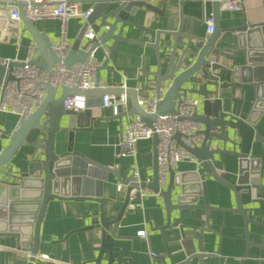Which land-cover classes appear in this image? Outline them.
<instances>
[{"label":"water","instance_id":"obj_1","mask_svg":"<svg viewBox=\"0 0 264 264\" xmlns=\"http://www.w3.org/2000/svg\"><path fill=\"white\" fill-rule=\"evenodd\" d=\"M91 12L80 32V37L74 42L69 55L61 59L53 50L49 37L39 31L36 22L31 20L18 4L25 30L33 38L37 53L30 63L51 71L57 63L64 62L71 66L85 60L87 53L81 44L83 33L91 28L95 39L92 48L103 45L114 55L116 47L121 42H138L131 40L127 35L131 16L140 9H155L152 1L158 0H89ZM214 17L213 30L208 34L184 33V17L176 31L161 32L168 36L173 35L169 42L161 43L157 39L153 46L156 51V61L152 70L141 67L144 81H155L156 96L161 98L157 102L156 111L149 114L138 103V89L122 88L117 86L101 87V69L108 67L106 60L97 69V84L92 89L64 86L57 88L50 80H46L44 88L47 90L44 101L28 118L20 121L19 127L14 130L8 145L0 153V233L12 234L22 239L23 246L29 248L30 261L27 264H40L37 259L40 242V228L44 218V211L51 198L67 195L73 197H89L102 204L104 180L98 177L97 171L103 170L118 176L115 169L83 158L74 152L73 137L76 132L90 127L93 108L103 103L104 95L126 92L132 97L130 108L139 114L143 121L153 126L158 115L175 112L177 101L184 97L196 95L200 97V107L188 119L197 121L201 125L199 133L203 141L195 146L186 145L181 134L175 138L179 144L188 150L197 160L196 168L190 172L178 173L173 168L169 171L167 187H160L158 175V135L154 133V171L150 182H136L133 177L122 178L119 181L127 185V197L113 219H108L103 208L101 216L94 223L85 224L75 231L98 228L102 231L100 251L95 259L84 264H124L127 260L116 256L122 248L115 246L118 228L122 216L131 198V191L139 186L147 187L163 196L166 220L159 226L165 244L166 231L174 230L184 245L187 241L193 243L195 250L187 255V263L192 264L194 258L198 264H205L204 260L215 256L205 248V236L210 233L218 234L210 227L208 219L210 210H235L242 214L244 223L249 232V224L255 222L251 215L261 214L264 211V165L261 159L253 155L255 142L264 144V135L259 132L260 124L264 120V21L250 23L247 16L239 26L225 28V31L238 33L237 48L232 57L223 54L224 41L220 27V2L213 0ZM2 15V14H1ZM4 21V20H3ZM13 22H4L3 27L8 31L19 32ZM143 45L148 46L144 43ZM239 49V50H237ZM226 60H221V57ZM23 65L20 60H11L8 64L0 62V84L4 79L11 80L10 70L14 66ZM143 84V83H142ZM254 88V99L249 111L236 113L230 96L224 92L227 89L235 90L246 85ZM141 85V82L138 86ZM61 90V94L57 96ZM86 95L87 108L81 112L63 107L64 100L70 95ZM99 100L94 102L92 97ZM122 113L118 114L122 120ZM67 133V149L59 154L57 144L62 143L64 133ZM25 145H32L28 154V171L14 175L11 179L7 170L12 166V159ZM225 154H233L240 158L239 175L235 179L223 177L218 172V165L223 164ZM260 160V161H259ZM208 178L227 187L233 194L234 206L227 208L213 205L209 199ZM139 195V193L137 194ZM220 195V194H219ZM200 197L203 202L200 203ZM191 209H201L206 213L205 227L195 224L198 217L189 216L192 224L185 223V212ZM176 220L178 222L176 223ZM72 232L64 238L67 239ZM34 237L30 247L28 239ZM63 240H52V244ZM247 243L251 246L249 237ZM181 244V243H180ZM181 244V245H183ZM166 246V245H165ZM168 253L171 250L167 246ZM169 253V254H170ZM49 257H52L49 256ZM170 264H177L171 255ZM166 264H169L165 261Z\"/></svg>","mask_w":264,"mask_h":264},{"label":"crops","instance_id":"obj_2","mask_svg":"<svg viewBox=\"0 0 264 264\" xmlns=\"http://www.w3.org/2000/svg\"><path fill=\"white\" fill-rule=\"evenodd\" d=\"M81 3L83 9L91 8L89 0H75ZM155 9H140L131 16L132 27L129 28L128 37L138 42H121L117 45L114 55L105 53L103 47L96 51V58L101 65L108 60V67L102 68V83L111 87L136 88L141 97L153 98L156 95L155 81L147 83L141 72V67L152 70L156 61V51L151 43L157 39L161 43L169 42L173 35L161 32L176 31L184 17V33L210 34L207 31L208 17H214V3L212 0H158L152 1ZM6 9V4L0 3V59L25 60L28 52L35 43L31 35L25 29L23 22L19 26V32L7 30L3 27L4 21L1 14ZM247 16L250 23L264 21V0H246L244 6L238 11L221 10L220 27L225 29L239 26ZM85 18H72L67 24V35L71 45L80 37V32L85 24ZM36 25L51 42L58 40L61 21L56 18H44L36 22ZM219 42L224 41L223 54L232 57L235 54L238 41V33L222 31ZM144 43L148 46L143 45ZM239 50V49H237ZM37 53V48H36ZM35 53V55H36ZM225 61V57H221ZM97 81V75H96ZM141 82V85L138 84ZM143 83V84H142ZM233 102V110L242 113L251 109L254 99L253 86L246 85L235 90L224 91ZM61 94V90L57 96ZM1 95V91H0ZM193 97H198L193 95ZM129 98L132 97L129 95ZM200 98V97H198ZM92 101L97 102L99 97L94 96ZM200 107V106H198ZM132 111V110H131ZM133 113V112H132ZM122 120L113 115L111 109L100 105L93 108L90 127L78 131L73 137L74 152L83 158L92 159L99 164L115 169L122 178L131 177L133 169H138L141 180L150 182L153 180L154 171V142L152 139L141 140L134 156L119 155L120 143L126 126V114L122 113ZM18 114L0 109V153L8 145L12 133L20 124ZM259 132L264 135V120L260 124ZM67 133L63 135L62 143L57 144L56 152L61 154L67 149ZM32 145L23 146L13 157L12 166L7 170V176L11 179L14 175H20L28 171V154ZM253 155L261 159L264 165V144L255 142ZM240 158L233 154H225L223 164L218 165V172L229 179H235L239 175ZM197 160L183 161L177 167L176 172H190L196 168ZM98 177L104 180L102 187L104 202H99L89 197H73L70 195L51 198L44 211V218L40 228V242L38 256L49 255L50 260H41L40 264H84L96 258L100 251L102 231L98 228L75 231L84 225L94 223L101 216L103 208L107 212L108 219H113L119 213V209L127 197V185L119 181V177L111 172L97 171ZM167 183L163 187H167ZM209 199L213 205L220 207L234 206L232 192L223 185L208 178ZM220 194V195H219ZM199 202H203L200 197ZM138 206L129 208L122 216L115 246L122 248L116 252V256L123 257L127 261L124 264H170L169 255L177 264L187 263V255L195 250L192 242L187 245L182 243L179 235L174 230L166 231V241L162 237L159 226L166 220V210L163 196L149 194L137 197ZM264 208V207H263ZM198 217L195 224L205 227L206 213L201 209H191L185 212V223L192 224L189 216ZM255 222L249 224V232L244 223L242 214L235 210H210L208 219L210 227L218 234L210 233L205 236V248L208 253L216 255L204 260L205 264H264V211L261 214L251 215ZM178 220H176V223ZM145 230L146 235L140 236L139 231ZM72 232L67 239L64 238ZM247 236L252 244L247 243ZM52 240H63L53 245ZM22 239L16 235L0 233V264H27L30 261L29 248L24 247ZM30 247L33 246L34 237L28 239ZM183 245H181V244ZM166 245V246H165ZM171 253H168V249ZM156 254V257L151 255ZM192 264H198L194 258Z\"/></svg>","mask_w":264,"mask_h":264},{"label":"built area","instance_id":"obj_3","mask_svg":"<svg viewBox=\"0 0 264 264\" xmlns=\"http://www.w3.org/2000/svg\"><path fill=\"white\" fill-rule=\"evenodd\" d=\"M207 1V0H204ZM213 1V0H212ZM220 2V10L238 11L244 6L246 0H218ZM0 3L6 4L1 20L9 23L13 22V26L18 27L23 22L18 4L23 5V9L27 16L37 22L44 18H56L61 21L58 40L52 43L54 52L61 58L67 57L71 49V42L67 35V24L72 18H85L89 16L91 8L83 9L81 3L75 0H0ZM208 32L213 30V18H207ZM83 48L88 57L71 66L64 62L57 63L49 72L45 69L30 63L36 56V44L34 43L28 52V58L21 60L23 65L14 66L10 73L13 75L11 80L4 79L0 84V109L12 111L19 115L20 119H26L30 114L34 113L39 105L44 101L46 92L44 83L50 80L51 84L57 88L64 86L78 87L84 89H92L96 86L97 69L101 65V61L96 58V51L99 47H103L105 53L110 55L108 49L103 45L92 48L93 43L90 41L95 39L91 28L83 33ZM11 60L17 59H0L2 64H8ZM20 61V60H19ZM101 87L108 86L99 81ZM162 98V97H161ZM157 96L153 98L138 97V103L149 114L156 111L157 102L161 100ZM87 96L82 94L70 95L63 103V107L74 111L81 112L86 109ZM129 95L126 92L119 94L104 95L102 106L111 109L113 115L126 114V126L123 138L120 143L119 155L134 156L138 149V143L141 140L152 139L154 133L158 135V175L160 187L167 183L168 173L173 168L175 171L179 164L183 161L195 160L194 156L187 149L179 144L175 138L180 133V139L190 146H195L203 141V136L199 133L201 125L197 121L188 119L200 104V98L188 96L177 101L175 112L158 115L153 121V126H149L143 121L139 114H134L129 105ZM133 179L141 183V176L138 169L131 172ZM139 193V195H137ZM131 198L128 203L129 208L138 206L137 197H144L149 194H159L147 187L139 186L131 191ZM140 236H145L146 231H139ZM156 257V254L151 252ZM39 260H50L49 255L37 256Z\"/></svg>","mask_w":264,"mask_h":264}]
</instances>
